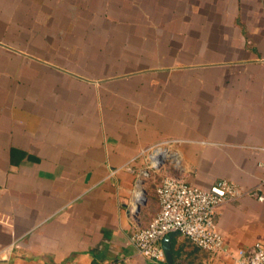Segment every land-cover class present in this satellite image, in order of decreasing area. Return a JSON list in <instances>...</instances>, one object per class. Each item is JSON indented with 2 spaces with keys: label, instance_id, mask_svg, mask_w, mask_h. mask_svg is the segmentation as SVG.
<instances>
[{
  "label": "crops",
  "instance_id": "1",
  "mask_svg": "<svg viewBox=\"0 0 264 264\" xmlns=\"http://www.w3.org/2000/svg\"><path fill=\"white\" fill-rule=\"evenodd\" d=\"M168 140L174 178L262 196L218 209L219 254L129 242L159 211L144 152ZM255 243L264 0H0V264H232Z\"/></svg>",
  "mask_w": 264,
  "mask_h": 264
},
{
  "label": "built area",
  "instance_id": "2",
  "mask_svg": "<svg viewBox=\"0 0 264 264\" xmlns=\"http://www.w3.org/2000/svg\"><path fill=\"white\" fill-rule=\"evenodd\" d=\"M181 143L168 140L146 150L144 153L149 159L147 168L157 171L166 161H170L181 170L182 160L178 150ZM158 149L160 154L151 158ZM174 157L179 158L180 164L176 163ZM248 194L262 200V196L255 191H243L226 180L215 181L207 189H201L181 179L165 176L155 186L158 213L147 226L136 229L130 235L129 242L141 257L154 262L163 260L160 243L171 234L186 238L211 255L219 254L224 250V243L214 223V216L226 202ZM232 264H264V243H255L239 251Z\"/></svg>",
  "mask_w": 264,
  "mask_h": 264
},
{
  "label": "rangeland",
  "instance_id": "3",
  "mask_svg": "<svg viewBox=\"0 0 264 264\" xmlns=\"http://www.w3.org/2000/svg\"><path fill=\"white\" fill-rule=\"evenodd\" d=\"M177 164H180V162H178ZM148 167V166H147ZM147 172H149V174H152V177L147 180L148 182V186L150 188V190H148V202L152 203V207L154 206L153 203V199H155V196L152 194L155 188V185L157 182H159V180L165 176H169V177H176L178 176V172L180 170H178V168L174 167L170 161H166V163L164 164V166L159 169V170H153V169H146Z\"/></svg>",
  "mask_w": 264,
  "mask_h": 264
},
{
  "label": "water",
  "instance_id": "4",
  "mask_svg": "<svg viewBox=\"0 0 264 264\" xmlns=\"http://www.w3.org/2000/svg\"><path fill=\"white\" fill-rule=\"evenodd\" d=\"M159 154H160V150L158 149V150H156V151L153 153V156H152L151 158H153V157H155L156 155H159ZM162 247H163V250L166 252V249H167V237H165V238L163 239Z\"/></svg>",
  "mask_w": 264,
  "mask_h": 264
},
{
  "label": "bare ground",
  "instance_id": "5",
  "mask_svg": "<svg viewBox=\"0 0 264 264\" xmlns=\"http://www.w3.org/2000/svg\"><path fill=\"white\" fill-rule=\"evenodd\" d=\"M174 159H175L176 163L179 162V158L178 157H174Z\"/></svg>",
  "mask_w": 264,
  "mask_h": 264
}]
</instances>
